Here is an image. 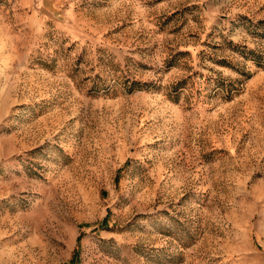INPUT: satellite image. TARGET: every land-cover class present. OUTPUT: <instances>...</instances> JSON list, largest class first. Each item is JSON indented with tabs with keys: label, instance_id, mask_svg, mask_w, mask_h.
Instances as JSON below:
<instances>
[{
	"label": "rangeland",
	"instance_id": "1",
	"mask_svg": "<svg viewBox=\"0 0 264 264\" xmlns=\"http://www.w3.org/2000/svg\"><path fill=\"white\" fill-rule=\"evenodd\" d=\"M75 251L264 264V0H0V264Z\"/></svg>",
	"mask_w": 264,
	"mask_h": 264
},
{
	"label": "trees",
	"instance_id": "2",
	"mask_svg": "<svg viewBox=\"0 0 264 264\" xmlns=\"http://www.w3.org/2000/svg\"><path fill=\"white\" fill-rule=\"evenodd\" d=\"M77 252L78 251H75L74 256H73V259H72V261H70V264H73L74 262H75L74 264H76V261H77V259H76L77 258Z\"/></svg>",
	"mask_w": 264,
	"mask_h": 264
}]
</instances>
